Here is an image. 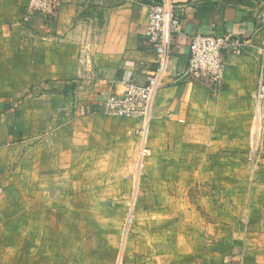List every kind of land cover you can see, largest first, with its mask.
<instances>
[{"label":"rangeland","instance_id":"374dc122","mask_svg":"<svg viewBox=\"0 0 264 264\" xmlns=\"http://www.w3.org/2000/svg\"><path fill=\"white\" fill-rule=\"evenodd\" d=\"M38 15L25 21L24 7L23 27ZM67 89L73 103L45 133L0 151V264H240L231 258L259 249L264 105L254 93L227 115L154 120L142 156L134 122L95 111L106 86Z\"/></svg>","mask_w":264,"mask_h":264},{"label":"crops","instance_id":"0c3cea01","mask_svg":"<svg viewBox=\"0 0 264 264\" xmlns=\"http://www.w3.org/2000/svg\"><path fill=\"white\" fill-rule=\"evenodd\" d=\"M59 1L56 15L34 16L29 27H23L25 1L0 0V99L24 98L15 110L10 104L0 105V151L12 140L18 141L20 134L28 140L45 133L58 112L73 103L67 89L70 84L106 86L101 101L112 83L143 84L156 67V56L144 36L149 0ZM174 1L185 24L184 34L175 38L171 71L187 68L196 34L232 35L245 46L227 56L223 89L215 97L204 86H174L166 78L155 99L154 120L164 122L173 116L195 123L207 115H227L246 106L264 65V0ZM88 98L93 100L95 93L88 92ZM4 165L0 161V170ZM263 239L259 249L231 259L264 264Z\"/></svg>","mask_w":264,"mask_h":264},{"label":"built area","instance_id":"2783aa9c","mask_svg":"<svg viewBox=\"0 0 264 264\" xmlns=\"http://www.w3.org/2000/svg\"><path fill=\"white\" fill-rule=\"evenodd\" d=\"M25 21L34 14L54 16L61 8L59 0H24ZM184 18L177 13L174 0H158L149 6L145 39L156 56V67L143 84L133 80L112 83L109 94L97 104L95 111L101 115L127 119L135 123L131 134L143 142L142 156L147 152L146 137L155 118V99L169 78L170 85L185 83L221 86L226 73V58L238 54L245 43L232 35L192 36L189 62L183 71L170 70L175 38L184 34ZM255 106L264 105V65L260 66Z\"/></svg>","mask_w":264,"mask_h":264}]
</instances>
